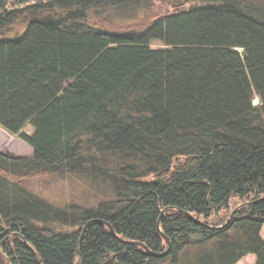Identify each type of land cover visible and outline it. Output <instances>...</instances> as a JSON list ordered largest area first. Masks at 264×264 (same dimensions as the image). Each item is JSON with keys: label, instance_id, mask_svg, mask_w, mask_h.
I'll return each mask as SVG.
<instances>
[{"label": "trees", "instance_id": "1", "mask_svg": "<svg viewBox=\"0 0 264 264\" xmlns=\"http://www.w3.org/2000/svg\"><path fill=\"white\" fill-rule=\"evenodd\" d=\"M0 127V264H264V0H0Z\"/></svg>", "mask_w": 264, "mask_h": 264}, {"label": "rangeland", "instance_id": "2", "mask_svg": "<svg viewBox=\"0 0 264 264\" xmlns=\"http://www.w3.org/2000/svg\"><path fill=\"white\" fill-rule=\"evenodd\" d=\"M173 11L174 8L172 7L171 4L163 1H157L155 2L153 12L150 15L151 18H154L156 16L172 13ZM142 19L143 17H141L140 20H138V23H140ZM115 23L116 25H118V27H124L126 26V23H129V21L128 22L118 21ZM20 31H22V28L17 27L13 30L11 34ZM152 47L162 48L163 45L160 42H155ZM254 103L258 104L259 98H256ZM24 131L27 132L29 135H33V133L35 132V128L31 124H28L24 129ZM0 153L10 154L14 157L31 158L33 157L34 152L33 149L22 139H20L17 135H12L0 127ZM51 186L52 187L48 191L43 192V196L48 198L51 202L57 205L62 206L68 203H76V202L83 204L87 203V205L88 204L92 205L93 203L99 201V198H97V194L96 195L92 194L91 191H88L90 194L88 192L86 193L84 191L86 189L85 186L79 184L78 182H72L67 180V181L54 183ZM83 192H85V194L82 196ZM90 195H92V198H90L92 199V201L87 202ZM106 198L107 197H105V199ZM239 205H241L239 197L232 198L230 203V209L227 210L226 212H223L220 217L226 219L227 216L228 215L230 216L233 210H235ZM262 237L264 238V228L262 231ZM255 263H256V257L254 255H248L238 264H255Z\"/></svg>", "mask_w": 264, "mask_h": 264}, {"label": "water", "instance_id": "3", "mask_svg": "<svg viewBox=\"0 0 264 264\" xmlns=\"http://www.w3.org/2000/svg\"><path fill=\"white\" fill-rule=\"evenodd\" d=\"M252 204H255V202H246V203H243L241 205H239L235 210H233V212L231 213V215L229 216V218L227 219L226 223H229L233 218L234 216L236 215V213L243 207H246V206H249V205H252ZM165 210L162 212V214H164ZM192 217V216H191ZM193 218V217H192ZM201 223V221H199ZM91 222H88L85 227H84V230H83V234H82V238L84 237V234L88 228V226L90 225ZM107 224V223H106ZM109 226V228L112 230V233L115 234L114 232V229L113 227L110 225V224H107ZM164 238L166 239V241L169 243V248H171V242L169 240V238L165 237ZM78 254L80 255V253L78 252ZM35 255L37 256L36 252H35Z\"/></svg>", "mask_w": 264, "mask_h": 264}]
</instances>
